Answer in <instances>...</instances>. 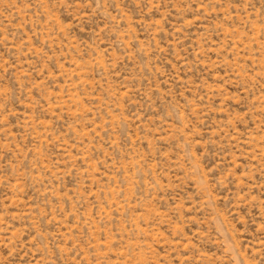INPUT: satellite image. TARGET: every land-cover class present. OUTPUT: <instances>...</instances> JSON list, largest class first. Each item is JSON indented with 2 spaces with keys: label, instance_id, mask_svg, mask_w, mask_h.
<instances>
[{
  "label": "rangeland",
  "instance_id": "obj_1",
  "mask_svg": "<svg viewBox=\"0 0 264 264\" xmlns=\"http://www.w3.org/2000/svg\"><path fill=\"white\" fill-rule=\"evenodd\" d=\"M0 264H264V0H0Z\"/></svg>",
  "mask_w": 264,
  "mask_h": 264
}]
</instances>
